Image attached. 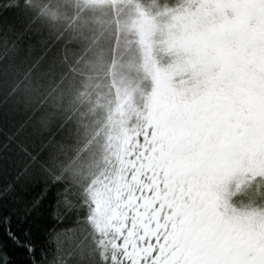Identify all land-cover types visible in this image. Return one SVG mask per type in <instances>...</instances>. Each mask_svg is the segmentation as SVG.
<instances>
[{"label":"trees","instance_id":"16d2710c","mask_svg":"<svg viewBox=\"0 0 264 264\" xmlns=\"http://www.w3.org/2000/svg\"><path fill=\"white\" fill-rule=\"evenodd\" d=\"M66 3L62 8V0H0V178L6 183L18 166L36 158V164L59 177L60 186L67 189L59 209L45 206L42 216L17 229L31 232L36 264H101L100 251L109 247L123 224L125 194L142 183V173L127 158L123 175L114 173L108 193L109 230L102 234L94 220L98 207L94 188L107 175L106 162L98 179H91L88 165L96 154L102 155L98 132L111 117L102 114L104 110L111 111L113 122L126 123L121 75L129 63L138 61L137 31L146 12L139 0H115L107 14H99V24L80 25L81 16L93 20L101 7L88 0ZM136 129L119 131L128 134L123 141L118 138L122 148L140 147L147 137L141 119ZM162 140L156 147L154 141L149 143L150 159L164 146ZM53 212L63 219L55 232L50 230ZM17 223L14 215L13 224ZM14 257L16 264H30L23 251L14 250Z\"/></svg>","mask_w":264,"mask_h":264},{"label":"rangeland","instance_id":"374dc122","mask_svg":"<svg viewBox=\"0 0 264 264\" xmlns=\"http://www.w3.org/2000/svg\"><path fill=\"white\" fill-rule=\"evenodd\" d=\"M88 1L101 8L93 20L81 16L80 25L99 24V14H107L110 4L115 2ZM139 1L146 16L137 31L135 52L138 61L123 69L121 77L125 85L119 83L124 85L122 88L126 93L125 104H122L126 123L113 122L112 115H108L111 111L104 110L102 114L111 117L109 122H101V131L98 132L97 147L102 155L96 154L88 165L91 179H98L106 162L104 172L107 175L102 180L100 178L94 188L98 199L94 220L100 224L102 234L109 230L111 194L108 198V193L115 180L114 173L117 177L123 175L125 158L143 173L160 166L162 157L167 162L178 158V164L187 163L190 155L182 159L191 152L192 144V151L199 152L203 144L207 148H203L202 155L200 152L194 154L195 159L203 161L209 155L215 156L208 139L213 127L205 124L202 132H198L197 127L215 104L228 110L239 107L241 112L245 109L246 98L240 95L233 82L237 76L236 66L241 64L249 79L264 85V78L257 72L260 68L264 70V0ZM60 7H67L66 0H62ZM116 9L122 8L118 6ZM245 55L249 56L246 58ZM217 61L221 63L216 64ZM135 114L146 127L147 137L141 140L138 148H122L118 138L128 134H119V131L123 127L137 131L140 119ZM182 134L186 136L185 140ZM160 137L165 140L164 146H159L153 154L155 158L150 159L152 147L148 148V145L152 141L155 147L160 145ZM170 150H175L176 155L171 156ZM252 151V148L241 149L231 156V165L225 171L219 169L203 179L192 172L180 174L183 170L172 175L179 181L181 191L186 189L185 194L190 193L191 198L202 193L209 205L216 202L215 207L218 205L222 209L220 221L227 226L236 225L238 228L234 232H251L253 236L261 237L264 236V158Z\"/></svg>","mask_w":264,"mask_h":264},{"label":"snow or ice","instance_id":"6c2138e0","mask_svg":"<svg viewBox=\"0 0 264 264\" xmlns=\"http://www.w3.org/2000/svg\"><path fill=\"white\" fill-rule=\"evenodd\" d=\"M139 181L142 183L132 185L125 194L128 203L123 224L112 235L109 247L100 251L101 264H234L210 243L192 239L193 231L208 222L194 226L189 215L191 194H185L186 189L181 191L171 173L149 168ZM60 185L59 177H51L36 164V158L31 164L18 166L6 183L0 178V264H16L14 250L23 251L30 264H36L37 245L31 232L17 229L42 216L45 206L59 209L61 197L67 194ZM14 215L18 217L16 225ZM50 220L52 232L63 224L58 212H53Z\"/></svg>","mask_w":264,"mask_h":264},{"label":"flooded vegetation","instance_id":"af4514ba","mask_svg":"<svg viewBox=\"0 0 264 264\" xmlns=\"http://www.w3.org/2000/svg\"><path fill=\"white\" fill-rule=\"evenodd\" d=\"M245 56L247 58L249 55ZM218 63L221 61L216 62V64ZM235 72H237V76L233 82L240 95L246 98L245 109L240 112L239 107L235 110H228L225 106L215 104L212 112L201 119L200 122L203 123L197 127L198 132L203 131L205 124L213 127L212 134L209 133L208 139L209 146H213L211 151L215 153V156L209 155V158L203 161L195 159L194 154L200 152L199 155H202L204 154L203 148L206 150L207 148L203 144L199 152L192 151L194 148V144H192L190 145L191 152L182 159L183 161L190 155L187 163L178 164V158L168 162L165 159L167 164L165 165V162L161 160L159 168H164L173 175L179 174L181 170L184 172H180V174L188 175L192 172L203 179L205 175L213 174L219 169L225 171L231 165V156H235L234 154L241 149L252 148V152L257 155L261 154L264 158V85L255 79H249L248 72L241 64L236 66ZM257 72L261 78H264L263 69H257ZM183 132L184 130H182ZM181 137L183 140L186 138L184 134ZM195 137L197 138V135ZM220 141H224V143H218ZM186 145L188 146V144ZM170 154L171 156L176 155L175 150H170ZM197 196V198L190 197L193 207L189 215L194 226L205 221L208 223L204 224L203 228L194 230L192 239L210 243L222 257L234 264H264V236H253L251 232H234L233 230L238 228L236 225L227 226L220 221L222 209L218 205L215 207L216 202L209 205L204 194L199 193ZM221 206L234 208V206H226V204ZM205 237H207L206 240Z\"/></svg>","mask_w":264,"mask_h":264}]
</instances>
